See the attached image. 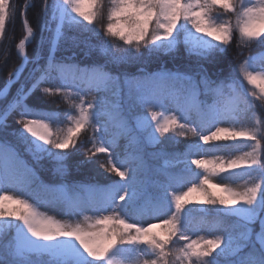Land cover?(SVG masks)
Wrapping results in <instances>:
<instances>
[{
    "label": "snow or ice",
    "instance_id": "obj_1",
    "mask_svg": "<svg viewBox=\"0 0 264 264\" xmlns=\"http://www.w3.org/2000/svg\"><path fill=\"white\" fill-rule=\"evenodd\" d=\"M33 6L26 0L20 11L24 34L16 49L22 63L0 84V129L17 113L21 128L13 134L26 153L36 165L48 159L61 177L68 175L71 150L91 129V147L83 150L89 159L76 167L103 154L101 167L119 179L46 185L16 148L0 141V264H264V121L253 112L251 127H237L257 100L264 101V63L257 70L249 56L227 85L212 80L205 67L222 64L234 39L238 48L264 45V0H109L106 12L104 0H43L39 41L29 58L27 45L37 36L27 18ZM16 12L10 0H0V42ZM84 32L90 35L81 40L77 33ZM116 40L129 49L117 55ZM69 42L83 43L86 55L98 52L104 64L58 60ZM181 46L195 58L194 70L129 75L106 69L107 63L140 59L141 48L150 59ZM160 82L172 87L160 88ZM37 91L69 105L66 128L54 130L61 113L39 107ZM201 95H211L212 103ZM125 106L139 111L129 118ZM170 132L193 139L183 152L146 151ZM241 144L250 150L216 154ZM147 157L163 164L153 167ZM174 164L183 167L171 171ZM241 175L249 177L242 190L215 182ZM49 204L81 219L73 223L41 210Z\"/></svg>",
    "mask_w": 264,
    "mask_h": 264
},
{
    "label": "trees",
    "instance_id": "obj_2",
    "mask_svg": "<svg viewBox=\"0 0 264 264\" xmlns=\"http://www.w3.org/2000/svg\"><path fill=\"white\" fill-rule=\"evenodd\" d=\"M23 2L26 0H10V3L13 7L17 9L16 15L12 21L6 23V34L5 38L2 42H0V84H3L7 73L13 67H16L21 64V58L18 56L16 44L19 39L22 38L23 25L22 18L20 15L21 7ZM51 2V0H49ZM42 4L43 0H34V6L28 9L27 18L32 25V27L36 30L37 36L36 39L27 45V55L29 58L32 57L34 48L36 47L37 42L39 41V33H40V21L42 19ZM109 7V0H104V8L105 12ZM226 18V17H223ZM106 22V21H105ZM45 35H48L45 33ZM81 40H84L86 37L90 35V33H77ZM100 39H111L110 37H104L101 34ZM93 43H96V39L93 38ZM238 40L234 39L231 47L228 49V52L225 54L223 63L219 66L217 65H208L205 64V67L209 68V77L212 80L216 81H225V84L229 82L227 78L230 73L233 72L234 69L237 68L239 63L245 59L247 56H251L256 54L259 50L264 49V45L260 43H253L251 46L246 47L243 44L237 47ZM115 44L117 47L113 49L117 55L124 53L129 49V45L125 44L123 41L116 40ZM88 48L81 43L78 47L73 46L72 43L62 44L59 51L56 53L57 59H63L66 63H74L79 64L81 67L86 65L93 64H104L105 57L99 55L98 52L92 51L90 54L88 53ZM47 52V46H45V54ZM141 52L143 53V57L138 60L131 61L129 63H123L119 66L114 65L112 63L106 64V69L108 71L113 72L114 74L118 73H127L129 75H140L142 72L144 73H152L154 71H159L161 69H167L170 71H180V72H188L190 69L194 70L195 68V58H188L185 54L183 46L179 48L178 51L171 54H161L158 57L154 56L148 59V52L146 49L141 48ZM238 54V53H241ZM44 61H41L43 63ZM49 84H42L40 87H48ZM160 88L170 89L172 84L170 82H160L158 84ZM179 87V85H177ZM244 87L248 91H253V89L249 88L247 85ZM15 88H13L14 90ZM225 91L227 92V87H225ZM37 97H39L38 106L50 111H58L61 113V121L58 124H54L53 128L55 130L56 127L66 128V122H63V114H65L69 105L65 103L59 96L55 100V96H41L40 92L37 91ZM91 95H97L96 93H92ZM200 99L206 103H212V96L201 95ZM251 99V97H249ZM264 104V101H260ZM260 102L257 100L255 102V110L258 115L263 118L264 121V107L260 105ZM126 114L131 118L136 115L139 109L128 111L127 106H125ZM253 109H248L247 113L242 115L240 118V122L237 124V127L244 125L251 127L253 125V121L251 118V112ZM20 119L17 113H13L12 116L8 120V127L4 129H0V141L6 142L16 148L20 154L22 159L26 160L30 165H33L37 170V175L40 180L43 181L46 185H57L61 183H67L70 185L77 184H88V183H104L106 180L110 179H119L115 173H107L104 168L101 167L107 160V157L103 154H98L95 157H92V163L83 164L79 168L76 167L77 161H86L89 159L88 156L83 154V150L90 148L91 144L89 143V137L91 136V129L87 132H84L80 137V143L76 145L75 150L73 151V155L69 158V172L67 176L61 177L60 175L53 173V163L48 159H44L41 161L39 165L33 163L32 157L26 153L24 142L19 139L18 135H14L13 133H18L21 125L17 124L16 121ZM195 119V116H193ZM212 130H215L214 128ZM110 131H117V129H110ZM207 134V133H205ZM163 140L162 145H157L155 147H148L146 149L147 152L158 151L160 148H164L167 152H183L186 145L193 139L191 135L187 138L177 136L174 133L166 134V137H161ZM126 141L121 138L119 140L120 148L118 149L123 153V147ZM220 152L216 153L219 155ZM149 160V164L153 167L159 166L163 164L162 159L153 160L151 157H147ZM183 167V165L174 164L170 169L171 171H179V169ZM195 167V166H193ZM43 193V192H42ZM86 195V194H85ZM91 213L90 215H92ZM199 218L197 214V219ZM227 222L231 223L235 220L234 217L225 218ZM7 239V237H5ZM182 243V242H181ZM181 244L173 245L174 248H179ZM223 264V261H222Z\"/></svg>",
    "mask_w": 264,
    "mask_h": 264
},
{
    "label": "rangeland",
    "instance_id": "obj_3",
    "mask_svg": "<svg viewBox=\"0 0 264 264\" xmlns=\"http://www.w3.org/2000/svg\"><path fill=\"white\" fill-rule=\"evenodd\" d=\"M24 3L25 2H23V4ZM251 56L256 58L254 63L256 65L257 69H259L261 67L262 63H264V49L259 50L256 54L251 55ZM248 57L249 56L245 57V59L248 58ZM31 67H32V65H29V68H31ZM154 72H157V70L154 71ZM244 85H247L249 88L255 90L251 85L247 84V81H244ZM13 92H15V89L13 90ZM249 92H251V91H249ZM56 98H58V97L55 96V100H57ZM260 105L264 107V104L262 102H260ZM253 112L255 113L256 117H259L263 121V118H261V116L258 115V113H257V111L255 109H253L252 112H251V118H252L253 123H254ZM220 126L221 127H228L229 124L228 123H224V124H221ZM249 150H250L249 147L241 144L235 149L229 148L227 151H221L219 153V155H225V156L240 155L242 152H246V151H249ZM248 179H249V177L246 176V175H241V176H237V177H223L222 176L220 178H217L215 180V182L216 183H227V184H230L234 188L242 190L244 187L247 186L246 185V181H248ZM41 196L46 198V199L48 198V194H45V193H41ZM41 210L44 211V212H47L50 215H55L59 219L67 220V221H70V222H73V223L76 222L77 220L81 219V217H79V216L63 215L62 214V206L58 205V204L45 205L44 207L41 208ZM87 214L90 215L91 212H89ZM214 214L215 213H213V215ZM149 222H155V221H151L150 220ZM200 234L203 235L204 233H200Z\"/></svg>",
    "mask_w": 264,
    "mask_h": 264
},
{
    "label": "bare ground",
    "instance_id": "obj_4",
    "mask_svg": "<svg viewBox=\"0 0 264 264\" xmlns=\"http://www.w3.org/2000/svg\"><path fill=\"white\" fill-rule=\"evenodd\" d=\"M257 70H260V68H259V69H257Z\"/></svg>",
    "mask_w": 264,
    "mask_h": 264
}]
</instances>
